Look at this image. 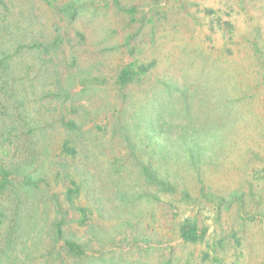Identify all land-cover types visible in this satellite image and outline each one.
I'll return each instance as SVG.
<instances>
[{
  "label": "rangeland",
  "instance_id": "374dc122",
  "mask_svg": "<svg viewBox=\"0 0 264 264\" xmlns=\"http://www.w3.org/2000/svg\"><path fill=\"white\" fill-rule=\"evenodd\" d=\"M1 1L0 46L13 52L18 48L14 59L21 64L19 74L25 84L20 111L34 116L40 109L35 116L38 121L55 124L42 140L48 153V185H39L49 196L55 195L56 204L67 212L64 229L84 245L86 254L123 252L140 264L168 260L170 264H264V0ZM70 3L87 9L69 20L62 9ZM128 9L134 13L128 14ZM130 63H153L143 81L128 88L135 99L143 98L149 86L160 82L192 89L207 87L204 96L208 100L204 99L201 108L208 110L209 122L202 135L213 145L194 163H160L177 183L173 195H158L154 207L141 201L137 210L119 213L117 182L129 191L138 190L141 184L127 147L117 139L111 142L107 133H99L105 150L93 148L89 141L84 142L86 146L77 145L76 156H62L66 134L53 121L59 118L61 106L40 96L54 87V72L59 73L62 84L74 75L73 93L80 90L82 78L105 80L100 89L106 90V97L98 92L87 101L92 113L84 120V129L94 124L104 127L110 109L116 106L115 76ZM223 105L230 115L224 113ZM0 110L3 127L1 104ZM67 119L77 117L69 114ZM5 122L9 125L8 119ZM33 131L30 126L14 131L4 163L34 156ZM65 174L79 187L72 204L65 195L69 186L62 180ZM47 205L52 219L54 202ZM78 208L87 211L84 224L79 221ZM16 209L4 195L0 197V264H67L63 255L49 254L46 225L40 241H27L31 256L25 257L27 251L21 253L24 239L16 241ZM122 219L135 226L127 242L121 241L126 229ZM186 221L205 232L198 243L180 238L178 226ZM101 230L114 232L113 243L92 236ZM142 230L150 242H139L138 249L132 240Z\"/></svg>",
  "mask_w": 264,
  "mask_h": 264
},
{
  "label": "trees",
  "instance_id": "16d2710c",
  "mask_svg": "<svg viewBox=\"0 0 264 264\" xmlns=\"http://www.w3.org/2000/svg\"><path fill=\"white\" fill-rule=\"evenodd\" d=\"M1 2L0 0V7L3 6ZM86 9L85 6L70 3L62 9V13L67 19L74 20ZM126 12L130 15L134 13L133 9H128ZM2 29L0 28V31ZM13 49L14 52L12 48L0 46V104L3 107V120H1L3 127H0V197L4 195L9 205L14 203L17 207L19 235L16 241L24 239L20 242L21 253L27 251L25 257L31 256L32 246H28L27 241L30 239L40 241V234L46 225L50 240L49 246L52 250L49 254H54L56 257L63 255L67 259V264H140V261L129 258L123 252L120 254L117 252L99 253L98 256L88 255L84 245L76 241L75 237L64 229L68 223L67 212L63 211L61 204H56L55 195L49 196L48 191L39 185V183L48 185L45 159L48 153L42 140L48 128H54L55 124L50 121L39 122L35 116L39 115L40 109L34 111V114L36 113L34 116L24 109L20 111L23 106L21 103L26 97L23 89L24 82H21L19 74L21 64L14 59L18 48ZM39 60L43 62L41 58ZM152 67L153 63L140 65L130 63L119 70L114 79L116 106L110 109L111 115L104 127L101 124H94L84 129V120L92 113L87 110V101L98 92L106 95V90L100 89L101 86L106 85L105 80L82 78L79 84L80 90L73 93L71 88L76 83L74 75L68 76L65 84H62L59 73L54 72L56 78L51 79L54 87L46 92L44 90L40 96L49 104L55 102L61 106L59 118L53 121L59 123V128L66 134V139L60 148L62 156H76L78 154L77 145H83L84 142L89 141L93 148L105 150V142L102 143L100 140L103 136L99 133H107L111 142L117 139L127 147L130 158L136 165L137 180L141 184L138 190L129 191L117 182L119 185H115V197L119 202L117 206L119 213L129 208L137 210L141 201L149 207H154L159 201L158 195H173L176 192L177 183L170 178L165 168L162 170L160 163L168 164V162H179L180 160L194 163L200 160L201 154L208 149V146L211 148V144L213 145V142L209 143V139L202 135L203 126L209 122V114H206L208 110L204 112L201 108L204 99L208 100L204 96L207 87H193L192 89L187 85L178 86L175 83L160 82L149 86L143 98L135 99L129 96L128 88L142 82ZM46 79L50 80V78ZM66 103L70 105L69 108L66 107ZM218 104L222 105V102L218 100ZM110 105L107 103L106 106ZM223 109L225 114L230 115L226 105H223ZM69 114L75 115L77 119H67ZM6 119L9 125L5 122ZM22 126H30L36 131L33 139L37 150L35 149L34 156L30 155L28 160L4 163V156H6L4 153L9 144L13 143L10 141L12 134ZM58 175L61 177L60 173ZM62 180L69 184L65 195L67 201L72 204L73 197L79 195V187L66 174ZM50 201H53L55 205V215L52 219L48 218L46 211L47 202ZM77 211L80 213V223H86L87 211L81 208ZM151 216L153 217V214ZM38 222H42L43 225H39ZM121 226L126 228L121 241L127 242L128 236L132 235L131 229L135 226L127 219L121 220ZM107 232L112 235H108ZM178 232L182 241L190 244L201 241L205 233L200 232L196 225L189 221L179 224ZM92 236L99 242L111 241L113 243L115 234L108 230H101L100 234L92 233ZM133 241H135L133 245L136 246L139 242H150L143 230ZM9 243L10 240L7 243L8 248H10ZM149 251L150 249H147V253ZM144 252L146 253V250ZM162 264H170V260Z\"/></svg>",
  "mask_w": 264,
  "mask_h": 264
}]
</instances>
